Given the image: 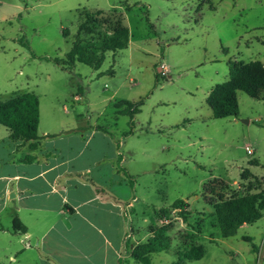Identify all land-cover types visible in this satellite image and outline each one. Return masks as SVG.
Instances as JSON below:
<instances>
[{
    "label": "rangeland",
    "instance_id": "obj_1",
    "mask_svg": "<svg viewBox=\"0 0 264 264\" xmlns=\"http://www.w3.org/2000/svg\"><path fill=\"white\" fill-rule=\"evenodd\" d=\"M113 11L125 18L127 49L106 52L99 70L57 64L76 39L100 54L118 25ZM230 61L264 64V0H0V102L35 92L64 118L63 106L81 91L79 110L102 131L116 120L117 133L134 130L126 142L138 144V167L151 172L144 182L158 190L150 195L158 206L134 218L137 236L125 243L123 264H141L133 252L152 231L169 249L149 254L150 264H264V211L223 238L214 209L221 198L264 192V94L238 91L236 118L213 119L206 103L229 80ZM126 102H142L133 118L119 117ZM97 139L96 150H112ZM177 200L186 211L172 207ZM191 244L202 247L200 260L185 258Z\"/></svg>",
    "mask_w": 264,
    "mask_h": 264
},
{
    "label": "crops",
    "instance_id": "obj_2",
    "mask_svg": "<svg viewBox=\"0 0 264 264\" xmlns=\"http://www.w3.org/2000/svg\"><path fill=\"white\" fill-rule=\"evenodd\" d=\"M37 97L39 140L15 139L0 125V264H119L137 236L138 212L158 206L150 198L158 190L144 182L151 172L138 167V144L126 142L134 130L119 139L116 120L102 131L79 110L81 91L63 106L64 118ZM96 138L112 150H96ZM15 218L26 233L13 230Z\"/></svg>",
    "mask_w": 264,
    "mask_h": 264
},
{
    "label": "trees",
    "instance_id": "obj_3",
    "mask_svg": "<svg viewBox=\"0 0 264 264\" xmlns=\"http://www.w3.org/2000/svg\"><path fill=\"white\" fill-rule=\"evenodd\" d=\"M128 5L126 11H130ZM97 17L104 16L103 11H96ZM112 13V12H111ZM118 20L109 33L110 38L104 39V46L100 54L92 53L85 48L78 39L72 45V48L66 54L64 63L57 64L63 69L67 67L73 69L76 62H81L87 66L99 70L105 61L106 52L121 51L127 49L129 42V30L125 26V18L116 11L112 13ZM110 14L109 16L111 17ZM81 25L80 28H82ZM63 36H68V32L63 31ZM230 78L227 82L217 84L208 97L206 103L212 111V118L216 120L226 118H236L239 115L238 91L244 92L252 99L260 100L264 94V64L261 61L251 62H229ZM67 70V69H66ZM139 103H128L121 112L122 115H128L133 118L140 112ZM40 124L39 99L34 93H23L4 102H0V125L11 131L13 138L23 142L37 141L40 139L38 128ZM172 207L186 211L188 203L183 200H177ZM217 221L220 227L221 236L230 238L236 235L237 231L244 225H251L263 217L264 211V192L246 196H236L229 199L221 198L214 206ZM167 213L166 209H163ZM186 222L185 212L180 216ZM0 230L2 228L0 227ZM13 230L15 232L26 233L27 227L15 218L13 220ZM145 245H139L134 249L133 257L141 264H150L149 254L167 251L169 249L167 239L162 233L155 234ZM250 241L251 238L247 237ZM256 249V247H254ZM203 257L201 246L191 244L185 252L187 260H200ZM119 264H123L122 261Z\"/></svg>",
    "mask_w": 264,
    "mask_h": 264
},
{
    "label": "built area",
    "instance_id": "obj_4",
    "mask_svg": "<svg viewBox=\"0 0 264 264\" xmlns=\"http://www.w3.org/2000/svg\"><path fill=\"white\" fill-rule=\"evenodd\" d=\"M251 153H252V151L250 150V151H249V154H251Z\"/></svg>",
    "mask_w": 264,
    "mask_h": 264
}]
</instances>
